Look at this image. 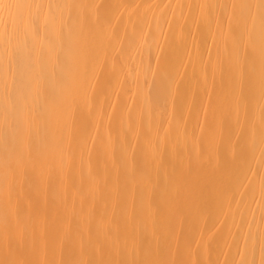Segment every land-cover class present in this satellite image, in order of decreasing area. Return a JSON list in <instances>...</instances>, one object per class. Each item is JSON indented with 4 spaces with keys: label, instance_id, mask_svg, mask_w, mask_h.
<instances>
[{
    "label": "bare ground",
    "instance_id": "bare-ground-1",
    "mask_svg": "<svg viewBox=\"0 0 264 264\" xmlns=\"http://www.w3.org/2000/svg\"><path fill=\"white\" fill-rule=\"evenodd\" d=\"M0 264H264V0H0Z\"/></svg>",
    "mask_w": 264,
    "mask_h": 264
}]
</instances>
